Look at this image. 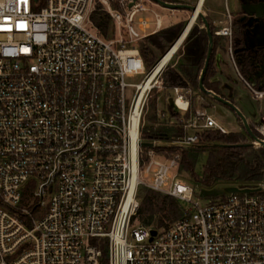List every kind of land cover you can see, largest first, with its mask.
Wrapping results in <instances>:
<instances>
[{"label":"built area","instance_id":"1","mask_svg":"<svg viewBox=\"0 0 264 264\" xmlns=\"http://www.w3.org/2000/svg\"><path fill=\"white\" fill-rule=\"evenodd\" d=\"M97 7L109 14L107 35L93 22ZM142 10L143 0H0V264H264V181L202 198L178 176L180 151L156 150L192 145L206 128L229 132L224 124L200 109L182 137L142 145L148 99L164 96L177 51L150 79L168 49L147 68L139 43L164 26L157 15L139 31ZM228 18L215 34L231 37ZM171 88L186 111L183 87ZM164 105L157 97L160 119ZM142 188L178 199L184 215L142 223Z\"/></svg>","mask_w":264,"mask_h":264},{"label":"trees","instance_id":"2","mask_svg":"<svg viewBox=\"0 0 264 264\" xmlns=\"http://www.w3.org/2000/svg\"><path fill=\"white\" fill-rule=\"evenodd\" d=\"M43 1V0H41ZM168 2H178L179 0H165ZM202 12V11H201ZM207 16V15H206ZM213 32V52L207 71L204 76L203 83L206 88L213 90L227 98L220 90L217 80H211L213 73V54L216 44L219 42L215 27L207 16ZM92 19L96 26L104 33L110 32L109 14L97 7L92 13ZM185 21L175 22L165 26L162 29L145 36L139 43V49L143 56L146 66H151L159 59L158 50L166 51L170 45L177 39ZM233 36L236 40L232 42V49L236 53V48L243 45L242 35L245 24L240 20L233 22ZM193 37V45L197 48V54L192 59L191 56L185 57L179 62L170 64L165 67L162 73V79L167 87L180 86L186 89H192L197 94L201 92L199 88V76L204 65L207 47L208 35L201 16H197L196 21L192 24L185 39ZM234 38V37H232ZM181 48V46H180ZM258 50L257 57L262 55V51ZM177 52V51H176ZM174 56L178 55V53ZM173 56V57H174ZM172 57V59H173ZM251 63L250 56L246 57V63L241 64V73L246 79L249 65ZM247 68V69H246ZM154 90L152 91V93ZM149 97L148 102L152 106V113L144 122L141 128V136L144 141H152L160 139L162 141H172L184 135V120L187 119L191 111L189 107L183 112L181 119L180 112L172 108L171 102H166L169 119H160L156 113V93ZM168 94V92H165ZM205 95V94H204ZM207 96V95H205ZM213 99L211 96H209ZM228 99V98H227ZM215 100V99H213ZM217 101V100H215ZM219 102V101H217ZM221 103V102H220ZM227 106V105H226ZM235 114L237 120L243 126L245 132L229 131L222 132L219 129L206 128L199 133L198 141L189 146L177 147L173 144H160L156 146V150L170 155L172 152L180 151L179 168L187 171L192 177V182L200 186V191L196 195L206 199H214L224 196L225 193L217 189L214 185L220 180H241L242 182H254L264 180V146L245 144L250 137L244 127L241 118L227 106ZM253 133L260 137V133L251 126ZM251 139V138H250ZM251 141V140H250ZM227 143L226 145H214V143ZM201 161L200 167L197 163ZM32 198V190L27 188L22 196V202L26 203ZM36 202V201H34ZM36 203L32 205L35 206ZM184 205L173 196L166 193L156 191L150 188L141 189V200L137 211L139 220L142 223L149 224L154 221L157 226H167L180 219L184 215Z\"/></svg>","mask_w":264,"mask_h":264},{"label":"rangeland","instance_id":"3","mask_svg":"<svg viewBox=\"0 0 264 264\" xmlns=\"http://www.w3.org/2000/svg\"><path fill=\"white\" fill-rule=\"evenodd\" d=\"M147 1L148 0H146L145 3H147ZM151 1L153 2L154 0H151ZM187 1L193 4L195 0H187ZM204 5L206 7H211L214 10L226 8V6L228 5V7L231 10V14H232V17L230 19L232 23L235 22V19L237 20V18H239L240 16L245 18V22L253 21L255 18H260V21L262 23H260L259 28L261 27L264 28V16L256 14L254 10L256 3H254L252 0H206ZM152 8L161 14L163 26L170 25L180 20L181 18L182 20L186 22V20L189 18L191 14V10L188 8H176L175 10H173L172 8H167L161 5H152ZM154 10H142L136 14L134 25L139 31L144 33V32H148L150 29L153 28L152 27L154 25L153 22L156 18ZM180 10H184L182 11L184 12L183 16H181ZM141 16L149 17L150 25H151L149 28H141L138 26V21ZM185 24L186 23H184V26ZM243 24H246V23H243ZM233 32H234V29H233ZM233 37L234 38H232V42L236 40L235 36ZM194 39L195 38L193 37L184 39L183 44L181 45V48L179 47V49H177L176 53H178V55L174 56L168 65L174 64L175 62L177 63L181 61L182 59H185V57L187 56H191L190 58L193 59L195 55L197 54V51H196L197 48L196 46L193 45ZM230 39L231 37L223 36L221 38V42L219 43V46L220 47L222 46L223 48H225L227 44L228 45L230 44V41H231ZM257 51L258 50L255 48L253 49L245 48V49L239 50L236 53H233L232 54L233 56L230 55V57L233 58L232 60L235 63L236 68L238 69V70L236 69L238 75L237 74L235 76L231 75L230 77L226 76L223 79H221L220 88L227 97H229L230 99H233L241 107L243 113L248 119L250 126L255 128L256 131L260 133L261 135L260 138L264 139V134L261 131L262 130L261 126L264 123V51H262V55L260 57L256 56ZM157 52L160 57L164 53V51H161V50H158ZM247 56H250L251 63L248 69L246 68L248 77H246L245 79L241 73V70H242L241 64L246 63ZM152 66L153 65L149 67L147 66V68L150 69ZM141 77L142 75L127 76L126 80L128 82H136V81H139ZM188 90L186 88H182L181 92L188 97L191 103L200 102V104L203 105L205 108H209V106H211L212 103L215 101L211 99L209 96H205L202 92H200L197 95L196 91L192 89H188ZM156 91L157 90H154L152 95L153 94L155 95ZM166 92H168V94L164 93V96L163 97L161 96L162 98H160V94L158 95V93H156V97H155L156 101H157V97L158 99H160V103L163 107L165 106L164 102L170 103L172 102L173 97H174V92L172 91V88L170 87L166 88ZM198 96H201L202 98L200 99V101L198 99ZM172 108L180 112V116L182 119L184 111L174 107L173 105H172ZM205 108L203 109L207 111ZM229 110L231 113H222V114L219 113V110H216L217 115L220 114L218 118L221 119V121L220 120L218 121L222 124L224 123L225 127L229 131L245 132L243 126L237 120L235 114L231 111V109ZM152 111L153 110H152L151 102L150 104L148 102V105H147V108L144 114V122L147 123V118L148 116H150ZM209 111H213V108H210ZM169 118L170 116L168 113L165 119H169ZM250 140H251L250 137H248V142H250ZM254 146L257 147L258 143L255 142ZM201 163H202L201 161L197 163V168L200 167ZM177 170L178 168L172 167L170 170V174L176 173ZM178 176L180 177V179L187 181V182L189 181L191 184H193L196 188V192L200 191L199 190L200 186L192 182L193 181L192 177L187 171L179 168ZM259 181L263 182L264 180H259ZM236 184L240 185L242 184V181L241 180H230V181L220 180L217 183H215L214 186L226 194V192L230 190L232 187H235Z\"/></svg>","mask_w":264,"mask_h":264},{"label":"crops","instance_id":"4","mask_svg":"<svg viewBox=\"0 0 264 264\" xmlns=\"http://www.w3.org/2000/svg\"><path fill=\"white\" fill-rule=\"evenodd\" d=\"M146 0H143V4L145 5L146 7V10H154L152 8V5H159L158 3L156 2H152L151 0H148L147 3H145ZM198 0H195L193 2V4H196ZM206 0H203L201 6H200V10L202 11V13L206 16H208L210 18V20L212 21V24L214 25L215 29H217L218 27L220 26H224L228 23V13L230 14V16L232 17V14H231V10L230 8L228 7V5L226 6V8H222V9H219V10H214L212 9L211 7H206L204 5ZM149 2V4H148ZM178 2H183V3H189V4H192L190 2H188L187 0H179ZM175 10V9H173ZM181 11V16L184 15V10H180ZM175 12V11H174ZM154 13H155V16H160L161 19H162V16L161 14L158 12V11H155L154 10ZM192 14V13H191ZM190 14V15H191ZM206 16V17H207ZM145 17H148V16H145ZM149 18V17H148ZM190 18V16H189ZM188 18V19H189ZM197 18V17H196ZM196 18L194 20V22L196 21ZM188 19L186 20V22L188 21ZM179 21H184L182 20V18L176 22H179ZM193 22V23H194ZM175 23V22H174ZM173 24V23H172ZM171 25V24H170ZM168 26V25H167ZM165 27V26H164ZM183 30V29H182ZM218 38H219V42L218 44H216V47L214 49V54H213V73H212V76H211V80H217L218 81V84H219V88H220V80L223 79L224 77L228 76L230 77L231 75L232 76H235L236 74L238 75L237 73V68L235 66V63L233 62V58L230 57V55L233 54V52L230 51L231 49V45H232V39H230V44L223 48L222 46L220 47L219 46V43L221 42V38L223 37L222 35H217ZM185 39V37H184ZM184 39L182 40V42L179 44L178 46V49L179 47L183 44V41ZM241 48H237L235 49L236 52H238ZM229 50V51H228ZM233 50V49H232ZM226 55V56H225ZM233 56V55H232ZM237 69V70H236ZM221 90V88H220ZM221 92L224 94V92L221 90ZM198 95V94H197ZM225 95V94H224ZM226 96V95H225ZM227 97V96H226ZM229 100H233V99H230L229 97H227ZM198 99L200 101L201 96H198ZM232 102H234L240 109L241 107L233 100ZM188 107L191 111V114L194 113L196 110H200V109H203L205 108L203 105L200 104V102H195V103H191L190 100L188 102ZM210 108H213V111H209ZM207 111H209L208 113H211V115H213L217 120H220L219 115H217L216 113V110H219V113H231L229 108L227 106H225L224 104L220 103V102H217V101H214L212 103L211 106H209V108H205ZM242 110V109H241ZM224 124V123H223Z\"/></svg>","mask_w":264,"mask_h":264},{"label":"water","instance_id":"5","mask_svg":"<svg viewBox=\"0 0 264 264\" xmlns=\"http://www.w3.org/2000/svg\"><path fill=\"white\" fill-rule=\"evenodd\" d=\"M156 3H158L161 6L167 7V8H172V9H176V8H188L191 10V13L193 14L197 8V3L196 4H189V3H183V2H168L165 0H154ZM197 16H201L203 22H204V26L206 28V32L208 35V47H207V53H206V57H205V61H204V65L202 67V70L200 72V76H199V88L201 90V92L207 96H211L213 99L221 102L224 105L229 106L230 108L233 109V111L241 118L244 127L248 133V135L251 138L250 142H246L245 144H251V145H255V142L258 143V146H264V139L258 137L255 133H253V130L248 122L247 117L245 116V114L243 113V111L231 100L225 98L224 96H222L219 93L214 92L211 89H208L205 87L203 80H204V76L205 73L207 71L209 62H210V58L213 52V32L211 29V25L209 23L208 18L201 12V10L199 9L195 18ZM191 17L188 19V21L186 22V24L190 21ZM194 22V21H193ZM192 22V24H193ZM185 24V25H186ZM191 24V26H192ZM191 26L189 27L187 33L189 32ZM185 27V26H184ZM187 33L185 35H187ZM227 143H219L216 142L214 143V145H226ZM142 145H146L149 147H152L154 145L153 141H142ZM156 230L152 229V234H155Z\"/></svg>","mask_w":264,"mask_h":264},{"label":"flooded vegetation","instance_id":"6","mask_svg":"<svg viewBox=\"0 0 264 264\" xmlns=\"http://www.w3.org/2000/svg\"><path fill=\"white\" fill-rule=\"evenodd\" d=\"M252 1L256 3L254 7L256 14L264 16V0H252ZM237 20H240L241 22L246 23L244 31H243V35H242V40H241L243 42L242 43L243 45L241 46V43H240V46H238L237 48H241V49L255 48L257 50L263 49L264 48V28L262 27L259 28L260 23H262L260 21V18H255L253 21L245 22V18L240 16L239 18H237ZM231 25H232V34H231V39H232L233 29H234L232 21H231ZM230 51L234 53V50H232V47Z\"/></svg>","mask_w":264,"mask_h":264},{"label":"bare ground","instance_id":"7","mask_svg":"<svg viewBox=\"0 0 264 264\" xmlns=\"http://www.w3.org/2000/svg\"><path fill=\"white\" fill-rule=\"evenodd\" d=\"M202 2H203V0H198L197 1V8H196L195 12L190 15V17H191L190 21L185 25V27L183 28V30L181 31V33L179 34V36L177 37V39L170 45V47L168 48V50L157 61L155 67L153 68V72H151L150 75H149V78L150 79L155 74L156 69H158L165 62H167V60L169 59V57L172 54V52L178 49L179 44L182 42V40L186 36L185 34L187 33V31H188L189 27L191 26L192 22L195 20V16H196L198 10L200 9V6H201ZM177 102L180 105H182V106H186V104H187L186 103V100H182V99H178Z\"/></svg>","mask_w":264,"mask_h":264}]
</instances>
